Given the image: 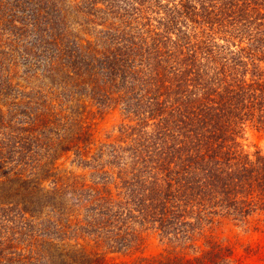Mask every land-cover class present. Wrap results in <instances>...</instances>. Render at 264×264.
I'll list each match as a JSON object with an SVG mask.
<instances>
[{
    "label": "trees",
    "instance_id": "obj_1",
    "mask_svg": "<svg viewBox=\"0 0 264 264\" xmlns=\"http://www.w3.org/2000/svg\"><path fill=\"white\" fill-rule=\"evenodd\" d=\"M52 66L76 89H98L103 105L125 103L114 142H96L69 117L86 112L84 96L68 104L42 96L25 124H40L44 140L12 131L28 110L12 103V115L5 89H21L11 84L20 72L30 83L54 79ZM249 126L264 130V0H0V264H220L227 248L215 244L192 255L194 245L180 243L131 262L109 255L137 250L143 230L195 242L217 218L243 224L264 215V153L241 143ZM6 143L23 166L13 165ZM36 144L42 160L30 164L24 158ZM70 153L78 167H93L94 183L59 174ZM46 175L54 184L45 186ZM42 207L71 210L74 247L65 232L48 239L18 227L17 218L40 219ZM11 233L25 243L14 245Z\"/></svg>",
    "mask_w": 264,
    "mask_h": 264
},
{
    "label": "rangeland",
    "instance_id": "obj_2",
    "mask_svg": "<svg viewBox=\"0 0 264 264\" xmlns=\"http://www.w3.org/2000/svg\"><path fill=\"white\" fill-rule=\"evenodd\" d=\"M87 22L85 25L89 24V20L86 19ZM78 27L75 29L78 33ZM89 30H91V26H88ZM81 38H84L83 33H80ZM38 49V48H37ZM39 59V58H38ZM39 60H43L42 57ZM20 65L21 60H19ZM53 70L49 72V74H54V79L45 78V79H33L30 78L31 82L27 80L29 75L27 72H23L19 78H12V83L14 86H18L21 89L14 88H6L7 96H2V101L7 102L9 105L8 111H12L11 114L15 113V108L13 104H22L25 110L27 109V118L24 120L23 125H19L15 120L11 121V116H7V123L11 121L10 126L12 127V131L15 134H25L30 138H36L37 140H44L46 132L45 130L39 127L40 124L31 127L26 122H30L28 120V116L31 114L36 115L40 113V106L43 104L44 99H58L59 101H63L66 97L69 96H79L84 99H81V104L84 103L86 106V112L81 107H78L77 110L73 109L76 116H69L71 119H77L80 124H83V127L88 126L90 129V134L93 135L94 140L96 142H104L110 144L117 139L118 128L123 122L126 120V117L129 116L127 110L123 105L125 103H121L117 106H107L103 105V101L98 99V96L103 95L98 89L94 90L92 93L88 91H84L80 88H75L74 81H70L72 83H66L67 79L62 77L57 71L56 68L52 66ZM22 70V69H21ZM23 71V70H22ZM45 72V71H44ZM48 74V73H47ZM39 75H43L42 69L39 70ZM50 91L51 94L45 97L44 93ZM52 95V96H51ZM93 97V99L91 98ZM76 98V97H75ZM67 99H65V104L67 103ZM99 102H102L99 103ZM77 101L75 100L74 108L77 106ZM7 107L3 110L6 112ZM22 107L19 110L22 112ZM54 110V109H53ZM59 110L51 113L53 117L57 114ZM54 118V117H53ZM47 129V128H46ZM47 131V130H46ZM75 131H73L74 134ZM61 135L62 132H61ZM47 137V136H46ZM57 137V136H55ZM40 143V141L38 142ZM243 149L248 153H253L256 149H260L264 153V130H261L254 126H249L246 130V134L244 139L241 141ZM9 144L8 156L10 155L14 158L13 165L17 166L20 164L23 166L22 155L18 156L15 152L12 151L13 144ZM38 144H36L32 150L27 153V156L24 158L26 162L30 164H36L40 160H42V152L43 150L38 149ZM100 145V143L98 144ZM41 146V145H39ZM19 152V151H17ZM68 158H63L56 166L58 167L59 174L63 176V178H67L71 174L80 176L79 181L84 183H94L96 178L92 176L93 167L92 166H83L82 164L78 167V163L76 158L70 154H68ZM76 161V162H75ZM71 173V174H68ZM47 182H45V186H48V180L53 182L54 179L48 177L47 175L44 177ZM54 178V177H53ZM71 210L65 209L64 213H61L59 210H52L51 207H42L37 209V214L40 219L35 222L26 223L22 219L17 218L16 223L19 228L24 230V233L32 234V235H45L46 238H50L49 235L54 232L61 231L62 233H66L64 235V241L68 246H72L77 242L76 237L74 236V232L69 228V220L66 217H69V213ZM219 222H215L211 226L209 231L204 232V228L195 234H193V239L196 242H189L187 240L177 241L172 240L167 242L166 239L162 238L155 229L143 230V243L142 245L135 251L128 253H116L109 255V259L112 262H131L141 258H151L157 257L158 255L167 254L172 252L173 250H179L178 244H183V246H191L193 247L186 248V251L189 254H196L201 251L206 250L209 246L215 247L221 246V248H227L224 250L222 254L221 263L220 264H264V215H254L250 216L247 219L246 223L236 224L229 219L217 218ZM76 226L73 225L74 231L76 232ZM42 232V233H41ZM204 232V233H203ZM86 235V228H81L78 232L79 237H83ZM13 238L12 243L18 244L20 247L25 243L26 236L22 238L20 236L11 233ZM54 240V239H50ZM56 241V240H55ZM58 242V241H56ZM211 242V243H210ZM210 243V244H209ZM215 244V245H214ZM209 249V248H208ZM221 251V250H220ZM198 255V254H196ZM229 256L226 260L223 258Z\"/></svg>",
    "mask_w": 264,
    "mask_h": 264
}]
</instances>
